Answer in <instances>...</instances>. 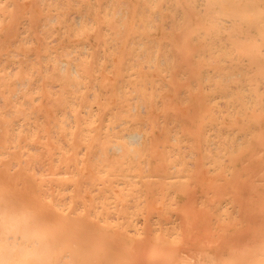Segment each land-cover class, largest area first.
<instances>
[{
	"label": "bare ground",
	"instance_id": "6f19581e",
	"mask_svg": "<svg viewBox=\"0 0 264 264\" xmlns=\"http://www.w3.org/2000/svg\"><path fill=\"white\" fill-rule=\"evenodd\" d=\"M155 2L100 0L94 22L151 24ZM78 3L0 0V264H264V0L183 17L227 35V85L155 156L126 105L75 104Z\"/></svg>",
	"mask_w": 264,
	"mask_h": 264
},
{
	"label": "rangeland",
	"instance_id": "374dc122",
	"mask_svg": "<svg viewBox=\"0 0 264 264\" xmlns=\"http://www.w3.org/2000/svg\"><path fill=\"white\" fill-rule=\"evenodd\" d=\"M130 1L138 4L125 8L135 9L137 15L146 5V0ZM228 4L229 0H156L151 9L161 16L151 24L119 28L94 22L100 16V0H79L73 12L84 18L70 29L71 59L78 71L72 75L75 104L126 105L139 119L133 130L153 141L146 156H155L164 142L160 133L180 130L183 120L203 115L210 108L213 87L227 85L218 70V61L224 65L230 58L227 35L215 34L208 24L202 30L178 26L189 13L207 9L211 14ZM134 19L130 15L128 25ZM76 168L91 174L85 159Z\"/></svg>",
	"mask_w": 264,
	"mask_h": 264
}]
</instances>
